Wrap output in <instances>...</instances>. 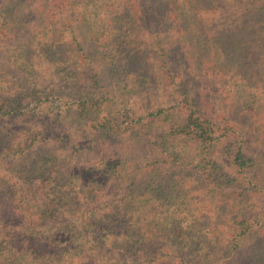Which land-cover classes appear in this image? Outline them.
Returning <instances> with one entry per match:
<instances>
[{"label": "trees", "instance_id": "obj_1", "mask_svg": "<svg viewBox=\"0 0 264 264\" xmlns=\"http://www.w3.org/2000/svg\"><path fill=\"white\" fill-rule=\"evenodd\" d=\"M13 1L29 4L28 0ZM49 1L38 0L45 3L44 13ZM134 1L70 0V7L76 20L85 21L87 29L95 31L96 43L100 39L99 56L106 62L110 77L130 82L135 88V84L145 85L146 78L144 67L136 66L139 53L130 47L128 36L136 31L139 9ZM210 4L211 0H151L145 8L154 21L162 16L167 31L171 28L176 32L183 26L178 34L194 52H184L185 56H195L200 77L214 78L234 106L259 113L256 138L264 145V82H259L262 70L253 64L254 58L263 55L248 49V41L255 40L247 37L252 26L242 24L228 33L201 37L195 19ZM250 5L252 8L239 6V13L245 15L252 9L262 17L264 2L255 0ZM25 13H29L26 8ZM71 15L49 12L42 17V24L26 20L35 27L15 50L29 56L37 49L39 57L49 61L67 82L74 84L84 71L97 85L96 64L75 34ZM7 22L0 19L2 27ZM8 31L11 34L13 28ZM153 38L160 51L159 63L172 78L170 57L175 53H165L158 32ZM31 87L25 94L35 97L38 92ZM179 89L184 108L181 122L170 118L173 114L164 107H156L147 115L152 122L163 119L156 126L168 136L197 143L195 158H184L176 148L187 146H171L169 151L163 148L165 156L150 163V168L142 165L132 176L134 162L111 156L92 166L64 171L58 168L55 154L29 153L36 148L38 135L24 146H12L9 132L1 129L0 264H167V259L174 264H219L207 262L216 250L214 236L206 227L213 214L230 215L232 237L227 255L232 249H240L252 227L242 213L249 194L264 192V166L246 152L242 130L218 124L204 114L194 92L184 86ZM107 98L101 91H84L72 103L77 118L90 120L94 133L101 138L113 129L107 116L113 114ZM23 104L16 97L0 95V117L19 116L24 113ZM51 106L52 111L63 112L61 105ZM167 120L169 123L164 124ZM220 142L224 145L216 146ZM216 152L227 157L235 175L225 169ZM238 178L247 179L251 190ZM117 180H128L120 184L123 190L117 197L109 200L99 194L106 183ZM167 240L176 245L169 248ZM259 244L263 249H257L251 258L264 264V236Z\"/></svg>", "mask_w": 264, "mask_h": 264}, {"label": "rangeland", "instance_id": "obj_2", "mask_svg": "<svg viewBox=\"0 0 264 264\" xmlns=\"http://www.w3.org/2000/svg\"><path fill=\"white\" fill-rule=\"evenodd\" d=\"M254 1L211 0L209 7L204 8L196 17L195 26L201 37L228 33L242 24L252 26L247 37L255 38V40L248 41V49L254 55H263L261 59L254 58L253 64L255 68L262 70L263 79L261 78L259 82H264V14L260 17L252 9L247 10L245 15L239 13L242 8L239 6L252 8L250 4ZM260 1L264 2V0ZM28 3L30 5L27 1L20 4L19 1L0 0V19L8 21L7 25L3 26L6 29L0 24V95L16 97L19 103H24L22 106L24 113L19 116L0 117V130L5 129L9 132L8 137L11 136L12 146H24L33 136L38 135L40 140L36 143V148L29 153L55 154L58 157V168L64 171L92 166L111 156L134 162L130 171L132 176L140 172L142 165L147 164L146 167L150 168V163L165 156L162 154L163 148L169 151L171 146H187L176 148L180 150L184 158L193 160L196 156L197 143L182 137L176 139L168 136L163 129L156 126V123H163L164 120L157 119L152 122L147 115L156 107H164L173 114L170 118L181 122L184 119V108L180 103L179 87L184 86L200 98V107L204 114L220 125H232L239 131L242 130L246 152L264 166V145L256 138L261 117L259 113L244 111L234 106L213 77V79L200 77L201 75L197 72L200 68L196 66L195 56L189 58L184 53L194 52H191L188 45L183 44L184 39L178 34L183 26L178 27L176 32L171 28L167 31V22L161 19L162 16H158L160 20L156 22L152 16L146 15L148 10L145 6L151 4V0L134 1V6L139 9L134 22L136 31L128 36H130V47L139 53L136 57L139 58L136 66L144 67L142 74L146 78L145 85L135 84V88L130 82L126 83L120 78L117 82L110 77L106 62L99 56L102 52L98 45L101 43L100 39L96 43L95 31L88 30L85 21L76 20L78 17L71 12L70 0L49 1V5L45 7V13L42 7L45 3L38 0H28ZM25 8L29 11L27 15ZM49 12L73 15V17L71 15L70 24L85 47L87 55L90 54V61L93 60L92 62L96 64L93 71L99 74L97 85L86 78L87 73L84 71L74 84L67 82L61 78L62 75L57 70H54L49 61L39 57L37 49L31 50L29 56L26 52L21 53V50H15L16 46L21 47L25 43L28 30L35 27L31 23L27 25L26 20H33V24H42V17ZM11 27L13 32L10 34L8 30ZM104 28L105 26L101 29ZM156 32L162 39L165 53L170 55L172 52L175 53V56L170 57L173 64L172 78L159 63L160 51L153 38ZM123 37L128 39L125 35ZM64 41L68 42V40ZM29 86L37 90L38 94L34 95L35 97L25 94ZM84 91H101L104 96H108L107 100L113 114L111 117L108 114L107 116L111 118L110 124L113 129L107 136L101 138L96 135L90 120L77 118L75 115L72 103L76 96ZM51 104L61 105L63 112L52 111L54 109ZM120 111L123 113L121 114ZM168 123L167 120L164 124ZM223 145L224 142H220L216 146ZM221 149L219 148L218 151ZM216 156L225 169L235 175L234 168L227 162V157L220 152H216ZM238 181L242 183L245 181L246 183L243 184L247 186L248 191L251 190L247 179L238 178ZM123 182L128 180L110 181L99 194L104 195L105 199L113 200L122 192L120 184ZM248 198L247 208L242 214L251 221V231L248 233V238L242 242L241 248L232 249V254L229 256L226 252L230 248L229 242L232 237L230 215H211L206 227L210 228L214 236L216 250L208 256V263L218 261L219 264H257L255 258L251 257L255 255L257 249H263L259 244V238H262L264 234L259 232L264 231V192L254 191ZM167 244L169 248L176 245H172L173 243L170 245L168 240ZM139 257L142 260L143 257ZM165 263L174 264L169 259Z\"/></svg>", "mask_w": 264, "mask_h": 264}]
</instances>
